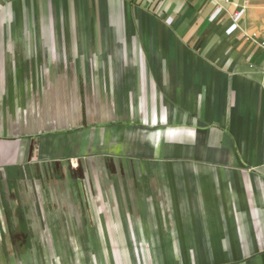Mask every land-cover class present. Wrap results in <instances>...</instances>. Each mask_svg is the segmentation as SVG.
<instances>
[{
    "label": "crops",
    "instance_id": "0c3cea01",
    "mask_svg": "<svg viewBox=\"0 0 264 264\" xmlns=\"http://www.w3.org/2000/svg\"><path fill=\"white\" fill-rule=\"evenodd\" d=\"M261 42L264 0H0V264H264Z\"/></svg>",
    "mask_w": 264,
    "mask_h": 264
},
{
    "label": "built area",
    "instance_id": "2783aa9c",
    "mask_svg": "<svg viewBox=\"0 0 264 264\" xmlns=\"http://www.w3.org/2000/svg\"><path fill=\"white\" fill-rule=\"evenodd\" d=\"M244 12V8H241L239 11H234L232 14H231V18L233 20V23L231 25V28L233 29H236L237 27V23L239 22L242 14ZM248 40L250 41H254V39L256 38V34H252L250 36H245ZM260 46L261 47H264V42H261L260 43Z\"/></svg>",
    "mask_w": 264,
    "mask_h": 264
}]
</instances>
